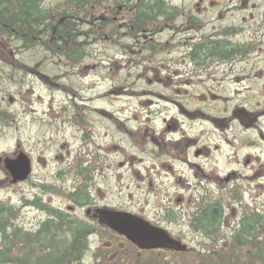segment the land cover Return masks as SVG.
Returning <instances> with one entry per match:
<instances>
[{
	"label": "rangeland",
	"instance_id": "obj_1",
	"mask_svg": "<svg viewBox=\"0 0 264 264\" xmlns=\"http://www.w3.org/2000/svg\"><path fill=\"white\" fill-rule=\"evenodd\" d=\"M78 1H42L51 26L66 28L60 45L47 33L24 48L0 30V264H264L241 225L264 213V0H166L199 17L141 33L132 6L145 0ZM197 41L242 51L192 62ZM69 134L71 157L89 154L93 208L158 222L189 251L140 254L97 230L89 255L63 258V239L39 236L52 210L30 208L40 190L12 184L4 160L29 155L33 180L48 185ZM58 195L44 190V206ZM200 206L220 215L203 232L192 227Z\"/></svg>",
	"mask_w": 264,
	"mask_h": 264
},
{
	"label": "flooded vegetation",
	"instance_id": "obj_2",
	"mask_svg": "<svg viewBox=\"0 0 264 264\" xmlns=\"http://www.w3.org/2000/svg\"><path fill=\"white\" fill-rule=\"evenodd\" d=\"M131 1L135 2V0H131ZM149 1L151 4L150 6H152V9L146 11L145 13L150 14L151 17H153V20L150 21L151 24H154L160 20V22L166 24L167 26L165 27L168 28V27H172L170 25L174 22V20L177 21L180 18L188 17L185 23L189 24L190 18L199 17L198 15L196 16L195 12L191 10L188 11L187 13L185 12V10L182 11L176 10L175 8L171 7L169 3H166V0H162L160 5H157L154 0H149ZM159 6L160 9H157ZM132 7H133L132 12H135L134 14L135 17L141 13V6L137 7L136 5H133ZM181 27L183 26H176L173 29L177 30V29H181ZM132 30H134L136 33L142 32V29H138L137 26H132ZM154 38H155V44L152 45L151 50L160 47L161 44L157 36H155ZM214 45H217L216 46L217 50L208 51V48H211ZM223 46H225V48H222ZM228 46L229 43L222 41L212 42L210 46H205L204 43L197 41L193 44L191 48V53L188 55L190 56L192 62L201 63L207 58L225 60L230 55L236 56L238 54H241L242 51L241 46H236V47L235 46L228 47ZM209 52L215 53L217 55L222 54L225 57L220 58L216 56H211ZM63 133L65 135V132ZM74 138L75 137L70 136V134L67 135L66 138L63 140V145L59 146V151L64 150L65 153L61 155L57 154L54 156L53 161L55 162V174L51 177L52 180L48 183V185L46 181H43L42 183L33 180L32 175L34 174L35 171L34 163L37 161L33 160L32 158L30 159L29 155H25L29 163V172L24 182L25 183L32 182L33 185L32 184L31 185L35 189L40 190L38 193L33 194L32 199L28 200V202L30 203L29 206L30 208L40 207L41 210H44L43 208L47 210L50 209L52 210V213L48 214L47 216V221L43 223L41 229L37 232L38 235L39 236L42 234L52 235L54 233L58 236L59 239H63L64 240L62 241L64 243L63 248L57 250V252H59L63 258L65 257L73 258V257H81V256L85 257L89 255V237L92 235L95 236L97 230L105 231L108 234H110V236L115 240L118 239L121 240L124 244L130 245L132 248L135 249V251H137V253L140 254L166 253V251H162V250H151V251L140 250L136 246L128 242L125 238L118 236L117 234L106 229L105 227L99 225L97 210L99 209L116 210V209L109 207L93 208V206L90 204L91 198L89 196V154L84 155L83 152L80 150L81 152L80 154H75L73 155V157H71L70 146L72 145V141H70V139L73 140ZM85 147H88V145H85ZM42 165L44 169L50 168L44 162L42 163ZM45 184L47 186H45ZM47 188L50 191L58 192L59 194L58 196L60 199L58 207H54L50 203H48L49 208L48 206H44L45 202L43 201L41 194ZM177 202H183V199L181 197H178L176 198V203ZM198 211H200L199 216L193 218L192 227L196 229V225H198L199 231L203 232L205 231V225L201 221L202 220L205 221V217H204L205 212L203 209H201V206ZM218 213H219L218 209H215L214 216L211 217L213 221V225H215V223L218 220H220V215ZM170 219H171L169 220L170 222L176 221V218L174 219L172 217ZM244 222L247 223V228H248L245 233L247 234L248 237H250V240L253 241L251 245L252 250L260 254L258 251L261 249L262 250L261 253H263V261H264V213H262L261 216L257 215V218L255 219L254 217H247L245 220L242 221L241 225H243ZM152 225L156 227H160L158 222H154ZM167 232L172 238L182 242L181 239L174 237V235L169 231ZM240 232H242V230ZM64 235L67 239L63 238ZM236 238L238 239L239 235L236 236ZM236 238L234 239L236 240ZM108 243H109L108 246L104 249L111 250L113 245L111 244V242ZM188 251L189 248L187 252ZM113 257H115V255Z\"/></svg>",
	"mask_w": 264,
	"mask_h": 264
},
{
	"label": "trees",
	"instance_id": "obj_3",
	"mask_svg": "<svg viewBox=\"0 0 264 264\" xmlns=\"http://www.w3.org/2000/svg\"><path fill=\"white\" fill-rule=\"evenodd\" d=\"M43 0H0V30L4 34L12 37L14 40H21L24 43V48H31L37 44H42L45 42V35L50 33L52 39L56 40V44L61 42V40L66 37L65 27L59 25L51 26L50 19L52 15L42 7ZM157 5L161 4L162 0H154ZM78 2H82L78 1ZM150 1L145 0L141 5V13L135 17V25L138 29H144L145 24L150 23L153 20L150 14L145 12L152 9L150 6ZM160 9V6L157 8ZM1 34V35H4ZM61 38V39H60ZM64 41V40H63ZM48 44V43H47ZM224 45V44H222ZM50 46V45H47ZM55 46V45H54ZM217 45L208 48V51H216ZM57 47V46H56ZM53 47V52L56 54L59 50ZM222 48H225L223 46ZM66 46L61 45L62 52L66 51ZM68 50V49H67ZM57 51V52H56ZM211 56H216L224 58L225 56L215 53H210ZM80 56L74 58L73 62H77ZM215 213V208L211 212L213 217ZM205 220L208 222L210 214L205 213ZM206 222V221H205ZM210 224V223H208ZM198 229V228H196ZM0 230L5 231L2 221H0Z\"/></svg>",
	"mask_w": 264,
	"mask_h": 264
},
{
	"label": "water",
	"instance_id": "obj_4",
	"mask_svg": "<svg viewBox=\"0 0 264 264\" xmlns=\"http://www.w3.org/2000/svg\"><path fill=\"white\" fill-rule=\"evenodd\" d=\"M6 169L14 184L22 182L29 172V163L23 154L15 160L5 159ZM98 223L113 233L125 238L140 250H164L177 253L187 251L186 245L169 236L162 228L151 225L146 220L125 211L111 209L97 210Z\"/></svg>",
	"mask_w": 264,
	"mask_h": 264
}]
</instances>
